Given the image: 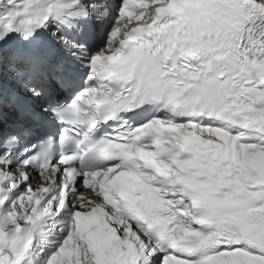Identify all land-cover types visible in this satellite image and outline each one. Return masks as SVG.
<instances>
[{
	"label": "snow or ice",
	"instance_id": "1",
	"mask_svg": "<svg viewBox=\"0 0 264 264\" xmlns=\"http://www.w3.org/2000/svg\"><path fill=\"white\" fill-rule=\"evenodd\" d=\"M0 264H264V0H0Z\"/></svg>",
	"mask_w": 264,
	"mask_h": 264
}]
</instances>
